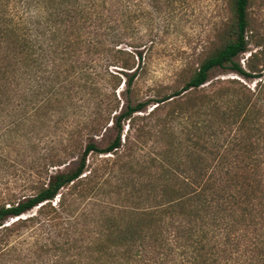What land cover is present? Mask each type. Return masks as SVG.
<instances>
[{"label":"trees","instance_id":"1","mask_svg":"<svg viewBox=\"0 0 264 264\" xmlns=\"http://www.w3.org/2000/svg\"><path fill=\"white\" fill-rule=\"evenodd\" d=\"M251 1L229 0L220 44L182 86L119 107L118 83L106 94L88 65L98 56L102 77H127L126 90L143 70L153 38L129 36L131 50L117 48L118 24L130 30L137 19L129 0H0V110L14 112L7 137L34 127L40 111L66 112L74 89H87L95 104L66 155L44 158L32 192L0 203V256L16 251V231L35 227L28 264H264V72L257 53L244 68L236 61L255 43ZM217 68L259 79L257 90L230 79L231 91L208 94ZM194 93L190 104L178 102ZM174 104L179 113L166 112ZM204 106L217 110L216 122L201 119ZM179 117L191 122L192 136L178 152L171 138L152 157H135L154 135L169 136L168 123ZM109 127L115 136L100 147L96 138ZM112 183L121 202L93 201L98 209L89 210Z\"/></svg>","mask_w":264,"mask_h":264},{"label":"rangeland","instance_id":"2","mask_svg":"<svg viewBox=\"0 0 264 264\" xmlns=\"http://www.w3.org/2000/svg\"><path fill=\"white\" fill-rule=\"evenodd\" d=\"M129 3L132 4V10L137 19L133 18L129 23L130 30H124L123 24H118L124 35L122 43L117 48L131 50L128 47L131 42L129 36L136 38V42H139V38L142 39V42H146L150 37L154 39V44L146 53L144 68L142 71L138 70L130 89L126 90L127 77L118 74L119 80L112 79V82L108 78L109 76L102 77L105 65L98 56L92 57L93 62L90 64L88 58L85 62L89 64V67H93L89 71L96 72L98 75L96 79L98 89L109 94L112 92V86L118 83L114 93L119 107L126 101L135 103L153 96L156 92L182 86L184 81L198 68L201 61L220 44L219 33L231 18L229 0H129ZM108 7L110 11H114V7L111 5ZM249 15L252 38L255 43L250 44L248 51L238 56L236 61L244 68L250 54L257 53L259 55L258 64L263 67L262 72H264V0H252ZM256 44L259 47H255ZM107 70L116 72L118 69L108 67ZM130 72L131 70L127 71V73ZM230 79L238 80L252 91L257 90L255 85L259 79L243 80L235 74L219 68L210 72L209 81L204 85V89L208 94L226 88L231 91L229 84L226 83V80ZM219 80L223 83L218 84ZM234 87L236 88V86ZM70 93L72 95L70 109L66 112H59L58 109H55L49 115L47 112H38L40 118L35 126L23 127L18 131L17 137L13 138L7 137V126L11 120L10 115L14 112L11 108L5 111L0 110V203L13 194H30L33 190L34 173L42 166L44 158L65 156L67 148L71 147L78 138L76 134L78 125L86 120L88 122L93 116L95 104L87 89H74ZM196 94L184 95L178 99V102L180 104L191 102L197 96ZM153 107V105L150 106L147 111ZM172 109L176 112L175 115L179 113L177 104L167 106L166 112ZM204 111L205 115L201 116V119L205 118L208 121L216 122L219 118L216 114L217 110L214 108L204 106ZM190 123L183 117L173 119L167 125V129L171 131L170 135L166 138L160 137L159 134L154 135L150 141L146 142L142 151L136 149L135 157L140 160L142 157H152L164 148L171 138H174V148H178V152L187 138L192 136ZM126 130L127 124H124L123 134ZM199 132H202V129ZM114 136V130L109 127L105 132L102 130L96 139L100 147H105ZM54 169L52 168V170ZM137 176L141 177L140 174ZM111 185L103 193H99L95 199L85 200L86 202L89 200L91 203L89 210L94 208L95 212L98 209L92 204L93 201H99L102 204L103 202L112 204L120 201L117 183ZM35 211L33 210L22 218L34 214ZM14 220H10L8 223ZM34 231L35 227L16 231L10 237V241L16 243L17 249L9 255L0 256V264H28L27 246L28 243L34 241Z\"/></svg>","mask_w":264,"mask_h":264}]
</instances>
